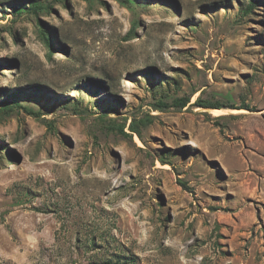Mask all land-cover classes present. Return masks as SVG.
Instances as JSON below:
<instances>
[{"label": "rangeland", "instance_id": "obj_1", "mask_svg": "<svg viewBox=\"0 0 264 264\" xmlns=\"http://www.w3.org/2000/svg\"><path fill=\"white\" fill-rule=\"evenodd\" d=\"M0 264H264V0H0Z\"/></svg>", "mask_w": 264, "mask_h": 264}, {"label": "trees", "instance_id": "obj_2", "mask_svg": "<svg viewBox=\"0 0 264 264\" xmlns=\"http://www.w3.org/2000/svg\"><path fill=\"white\" fill-rule=\"evenodd\" d=\"M119 1H123V0H119ZM32 7H33V11H37V10H39L40 8H41V4L40 3H34L33 5H32ZM25 11H28L27 9L25 10ZM24 11V9L22 8H20V9H18V12L19 13H23V12H25ZM133 29L134 30H132V31H134L135 32V27H133ZM47 38H49V36H47ZM49 55H50V52H49Z\"/></svg>", "mask_w": 264, "mask_h": 264}, {"label": "bare ground", "instance_id": "obj_3", "mask_svg": "<svg viewBox=\"0 0 264 264\" xmlns=\"http://www.w3.org/2000/svg\"><path fill=\"white\" fill-rule=\"evenodd\" d=\"M30 45V47H32V42L29 39H26Z\"/></svg>", "mask_w": 264, "mask_h": 264}]
</instances>
